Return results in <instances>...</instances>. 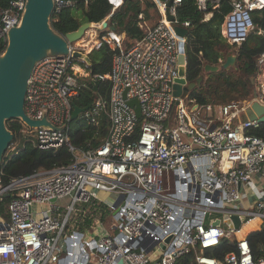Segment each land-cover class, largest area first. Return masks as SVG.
Instances as JSON below:
<instances>
[{
    "label": "built area",
    "instance_id": "built-area-1",
    "mask_svg": "<svg viewBox=\"0 0 264 264\" xmlns=\"http://www.w3.org/2000/svg\"><path fill=\"white\" fill-rule=\"evenodd\" d=\"M27 1L8 0L0 10V50L20 25ZM90 1L52 0V13ZM108 1L110 16L124 0ZM167 1L155 0L158 22L138 21L144 34L130 46H124V34L97 27L107 31L90 50L107 43L118 51L111 70L100 75L111 81L109 101L79 114L98 124L100 111L107 112L109 129L96 146L76 147L69 135L78 78L90 71L88 62L73 57L75 50L90 51L85 40L68 43L66 52L48 50L33 63L23 108L40 123L20 120L38 148L67 146L73 158L7 183L0 177V202L9 199L6 215L0 212V264H178L184 256L185 264H264V256L253 257L247 238L257 221L264 222V139L248 132L258 122L246 115L254 99L264 104V83L248 102L176 96L184 39L179 30L190 21L177 18L182 0H171L169 19ZM217 2L196 0L201 11ZM262 7L264 0H232L222 36L241 43L253 27L251 11ZM131 98L139 102V117L126 102ZM99 191L111 200L100 201ZM103 203L115 219L111 230L94 226L95 215L87 213L104 209ZM224 238L232 250L221 259L208 254Z\"/></svg>",
    "mask_w": 264,
    "mask_h": 264
},
{
    "label": "trees",
    "instance_id": "trees-1",
    "mask_svg": "<svg viewBox=\"0 0 264 264\" xmlns=\"http://www.w3.org/2000/svg\"><path fill=\"white\" fill-rule=\"evenodd\" d=\"M7 5L8 0H0V10ZM231 8L232 0H218L215 7H209L206 11L197 8L196 0H182L176 6L178 20L190 21L184 38L187 99L198 103L216 104L231 100L248 102L253 98L257 76L264 68V7L251 11L253 27L241 43H229L221 34V24ZM110 10L111 4L108 0H91L86 5L78 2L53 12L49 25L55 33L64 35L85 21L100 20ZM159 18L155 0H124L109 16L108 28L118 34H124V46H130L144 34L143 29L138 26V21L144 20L151 26L157 23ZM153 19H156L153 23L148 22ZM260 30L263 35L261 41L257 42ZM3 51L4 48L0 50V55ZM116 51L118 49H112L104 43L87 53L93 68L90 66L89 74L78 78V92L72 99L73 106L88 109L97 101H109L111 81L101 78L100 75L111 70L112 58ZM228 54H235L236 60L233 65L223 67L222 63ZM206 64L219 67L217 70H205ZM198 77H202L200 84L197 82ZM98 120V124H94L83 114L71 120L68 123L71 143L82 149L98 145L109 129L107 112L100 111ZM5 126L12 132L13 138L0 160V177L3 183L9 182L14 176L55 165H65L72 161L73 155L67 146L50 150L34 145L29 139V128L20 118L6 119ZM248 132L264 139V122L251 126ZM8 200L4 198L0 202L1 214L6 215L5 205ZM247 238L253 257L264 256V222L258 229L251 231ZM231 250L230 242L224 238L207 252L221 259ZM187 260L188 256H184L178 264H185Z\"/></svg>",
    "mask_w": 264,
    "mask_h": 264
},
{
    "label": "water",
    "instance_id": "water-1",
    "mask_svg": "<svg viewBox=\"0 0 264 264\" xmlns=\"http://www.w3.org/2000/svg\"><path fill=\"white\" fill-rule=\"evenodd\" d=\"M171 0L167 1L168 18L173 20L174 16L169 12ZM53 3L52 0H28L26 9L22 16L19 26L13 27L9 31L8 44L0 55V160L6 147L11 143L13 134L5 126L6 119L18 117L25 121L28 125L34 126L40 123L39 120L29 118L24 112V97L26 89V79L29 75L33 63L43 57L48 50L52 52H66L67 44L79 40L83 34L93 27H107L108 15H105L98 21H85L78 25L72 31L66 32L64 35L55 33L50 25V15L52 14ZM188 29L183 28L179 30L182 37L185 38ZM180 55H179V76L176 78L174 85L176 96H180L183 92L184 86L188 85L185 76V49L184 39L180 41ZM73 57L84 59L93 68L90 63L88 54L80 50L73 52ZM236 60L235 54H228L225 61L222 63L223 67H228L234 64ZM28 62L27 68L25 64ZM218 65H205V70H217ZM202 77L197 78L200 84ZM125 97V92H124ZM253 97H257V90H254ZM130 106H133L137 117L140 116V105L136 98H131L126 101ZM87 107L80 108L73 106L71 120L76 119L79 114L85 111ZM246 115L251 120H256L258 123L264 122V104L253 100L246 109ZM5 197L9 193L4 194ZM122 198H120L114 203ZM235 227L239 226V219L234 216ZM217 220L215 223H218ZM226 222L231 225L229 219Z\"/></svg>",
    "mask_w": 264,
    "mask_h": 264
},
{
    "label": "rangeland",
    "instance_id": "rangeland-1",
    "mask_svg": "<svg viewBox=\"0 0 264 264\" xmlns=\"http://www.w3.org/2000/svg\"><path fill=\"white\" fill-rule=\"evenodd\" d=\"M156 19L150 20L148 21L149 23H153ZM98 35H100V30L97 29V27H91L89 28L84 34L83 36L79 39V40H85V43L88 44L86 50L89 51L93 45V40L94 38H96ZM125 43V41H123ZM84 53H88L83 51ZM28 66V62L25 64V68H27ZM264 83V69L261 70V72L258 74L257 79H256V86L255 89L258 90L257 92L259 93L260 89H261V84L260 83ZM191 87V86H190ZM189 87V88H190ZM186 92H183L181 97H185ZM10 145V144H9ZM9 145L6 147L5 151L8 149ZM99 199L100 201H110L111 200V196L109 192H105V191H99ZM102 206H104V209L101 210L100 207H97V212L95 211H91L87 213H89V215H95V219H93L92 221H94V226L97 223H101L102 225L105 226V228L110 229L111 230V225L113 224V222H115V219L113 217V214L111 212V210L103 203ZM97 218V221H96ZM83 223V222H82ZM84 228V227H83ZM85 232H90L88 231V228L84 229Z\"/></svg>",
    "mask_w": 264,
    "mask_h": 264
},
{
    "label": "crops",
    "instance_id": "crops-1",
    "mask_svg": "<svg viewBox=\"0 0 264 264\" xmlns=\"http://www.w3.org/2000/svg\"><path fill=\"white\" fill-rule=\"evenodd\" d=\"M262 35H263V31L260 30V31H259V34H258V37H257V39H256L257 42H260V41H261V37H262ZM263 69H264V68H263ZM260 225H261V223H260L259 221H257V222H256V229L259 228Z\"/></svg>",
    "mask_w": 264,
    "mask_h": 264
}]
</instances>
